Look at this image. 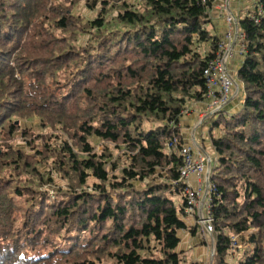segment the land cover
<instances>
[{
  "label": "trees",
  "instance_id": "16d2710c",
  "mask_svg": "<svg viewBox=\"0 0 264 264\" xmlns=\"http://www.w3.org/2000/svg\"><path fill=\"white\" fill-rule=\"evenodd\" d=\"M217 1L0 0V264L183 263L178 124L206 100ZM238 27L244 100L212 140L213 264H264V0ZM19 117L41 126L21 129L25 152ZM254 228L231 263L232 236Z\"/></svg>",
  "mask_w": 264,
  "mask_h": 264
},
{
  "label": "crops",
  "instance_id": "0c3cea01",
  "mask_svg": "<svg viewBox=\"0 0 264 264\" xmlns=\"http://www.w3.org/2000/svg\"><path fill=\"white\" fill-rule=\"evenodd\" d=\"M259 2L260 0H218L211 11V18H210L211 24L209 25V29L211 33L217 36L218 39L221 40V42L225 40L228 33L229 34L231 33L230 35L232 36V40H233L231 44L232 55L228 60L227 68L229 74L230 72L236 73L234 80L236 82L237 87H235V89L233 88V90L235 91L232 90V95L228 104L223 108L222 112L219 115H215L214 118H211V114L210 113L208 114L207 112L209 100L194 102V104H192L190 107L188 106V108L190 109L186 108V111L183 112V115L181 116L178 124V128L180 130V135L182 137L183 146L190 147L194 159H196V157L199 155L198 152H200L204 157L207 158H210L209 156L210 154L213 155L215 154L212 145L206 143L204 145L202 144L203 146H205L202 147L201 144L198 142V140L200 139L198 135H197L198 137H196V133H198L199 131L200 123L202 121H206L209 128H211L213 127L212 122L215 121L217 117H220L221 115L230 116L236 113L240 109L241 104L243 103L244 100L243 87L237 78V73L243 64V59H244L243 55L239 53L241 45L243 44L242 41L243 38L240 37L242 31L238 27V22L243 18H245L248 14H250V12L253 11L258 6ZM228 16H231L234 19V22L232 24L227 23L226 19ZM203 115H205L204 116L205 118L203 117ZM193 137L197 138L198 140L194 141ZM206 138L207 137H204L203 139ZM209 160L212 163L211 158ZM206 172L208 173V169ZM203 175L204 173L202 174L201 178L205 183L206 175L205 176ZM185 183H187V185H189L191 188L194 189L201 188L203 190V195L206 194V190H207L206 185L203 183L204 185L202 186L201 182L199 183V181L195 176H190ZM195 243L196 241L192 242V245L194 246V248L192 249L193 250L195 249L194 255L196 256L201 255V258L204 259L205 246H198V243L196 244ZM211 243L213 245V241ZM201 248L203 249V251L201 250Z\"/></svg>",
  "mask_w": 264,
  "mask_h": 264
},
{
  "label": "built area",
  "instance_id": "2783aa9c",
  "mask_svg": "<svg viewBox=\"0 0 264 264\" xmlns=\"http://www.w3.org/2000/svg\"><path fill=\"white\" fill-rule=\"evenodd\" d=\"M226 21L228 24H232L234 19L231 16H228ZM255 21L257 22V20ZM230 34L228 33L225 40L219 44V52L217 53L216 58L207 65L203 72L207 84L206 100H209L208 110L211 111L210 114L213 115H219L222 112L223 108L228 104L231 98L233 88L237 87L235 80L231 78L227 68L228 60L232 55L231 44L233 40ZM240 37H242V34ZM239 53H244L243 44L241 45ZM179 154L183 159V165L180 168V181L185 183L190 176H195L198 180H201L206 164H208L209 173V158L199 154V157L196 160L193 157L192 150L184 146L180 149ZM207 179L208 178L206 177V194L202 198L200 197L201 188L195 190L187 185V183H185L186 188L183 193L186 199L185 211L187 214H194V212H199L201 209V216L198 221H200L203 231H205L206 234L212 235V218L210 216L209 205V194L212 187L210 181H207ZM202 195L203 194H201V196Z\"/></svg>",
  "mask_w": 264,
  "mask_h": 264
},
{
  "label": "rangeland",
  "instance_id": "374dc122",
  "mask_svg": "<svg viewBox=\"0 0 264 264\" xmlns=\"http://www.w3.org/2000/svg\"><path fill=\"white\" fill-rule=\"evenodd\" d=\"M78 11L81 13L83 18L86 20L87 19H89V20L93 19V18L97 17V15H98L97 10L96 11H89L85 7H83L82 5L79 6ZM86 39H87V37H83L79 43L80 44L84 43ZM202 51H203V49H202ZM229 75L233 79H235L236 73L230 72ZM233 91H235V90H233ZM192 104H194V102L188 104L187 108H188V106L190 107ZM188 109H190V108H188ZM10 111H11V109L7 110L6 113H9ZM207 112H208V114L211 112L208 110V107H207ZM204 116L205 115H203V117ZM214 116L215 115L211 114V118H214ZM218 119H219V117H217L215 119V121L212 122L213 127L210 126L211 128H209L206 121H202L199 125V127H200L199 131H198L199 134L196 133V137L199 136L200 140L193 137L194 141L198 140V142L201 144V146L205 147V146H203L204 144L208 143V144L212 145L213 139L220 138L224 132V129H222V127H219V126H215V123H216V121H218ZM17 120L19 123L18 126L20 127V130L16 133V136H15V139H16L15 148L22 149L25 152L26 147H25V143L21 137V129H25V130L32 129L35 131V133L39 134V133H41V128H40L41 126H40L39 121H37V120H31L29 118H24V117H19V119H17ZM44 132H45V130H44ZM204 137H207V138L203 139ZM13 142L14 141H12V143ZM97 145H98L97 151H102L104 149L100 144L97 143ZM188 148H190V147H188ZM198 153L201 154L200 152H198ZM214 153H215V150H214ZM209 156L212 160V163H214L216 160V153L214 155L210 154ZM198 157H199V155L196 157V160L198 159ZM126 160H127V158H126ZM212 163L210 162V164H212ZM207 169H208V164L205 165V170H204L203 176L206 175V177L208 178L207 181L208 180L210 181L211 167L209 168L210 169L209 173L206 172ZM198 181L201 182L202 186L204 184L206 185V182L204 183L202 178H201V180H198ZM195 190H198V188L197 189L195 188ZM49 194L51 195L52 198H54V194L52 191H50ZM201 194H203L202 189L200 191V197L202 198L204 195L201 196ZM200 213H201V211L199 213H196L198 220L200 219V216H201ZM185 214L187 217L185 218L184 221H185L186 225L188 226V230L179 232L180 244H179L178 249H177V252L180 253L179 255H180V258L183 262L182 264H213L215 251H214V242H213V245L211 243L213 241L212 235L206 234L205 231H203L202 225L200 224V221L197 220V217L193 216V213L187 214V212L185 211ZM194 214H195V212H194ZM197 223L200 225L198 230L196 232H193V233L191 231H189V230H194ZM258 232H259V229L254 228L247 233H242L239 236V238H237L236 236H232L231 243H232L234 249H233V251H231V255H230V259L232 260L231 263H233V260H235V258L240 257L242 252H244V250L249 247L248 245H246V243L248 242L247 240L249 239L248 237H250L251 235L257 234ZM194 241H196V243H198V246H205V250H204V256L205 257H204V259L201 258V255L200 256L194 255L195 249L194 250L192 249V248H194V246L192 245V242H194ZM188 247H191V248H188ZM201 250L203 251L202 248H201ZM212 254H213V256H212Z\"/></svg>",
  "mask_w": 264,
  "mask_h": 264
},
{
  "label": "water",
  "instance_id": "95a60500",
  "mask_svg": "<svg viewBox=\"0 0 264 264\" xmlns=\"http://www.w3.org/2000/svg\"><path fill=\"white\" fill-rule=\"evenodd\" d=\"M212 256H213V254H212Z\"/></svg>",
  "mask_w": 264,
  "mask_h": 264
}]
</instances>
